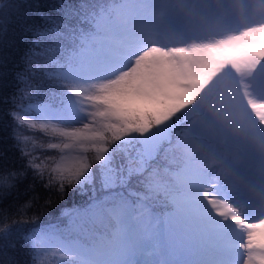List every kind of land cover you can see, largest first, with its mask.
<instances>
[{"label":"snow or ice","instance_id":"1","mask_svg":"<svg viewBox=\"0 0 264 264\" xmlns=\"http://www.w3.org/2000/svg\"><path fill=\"white\" fill-rule=\"evenodd\" d=\"M161 3L0 0V264H264L261 221L117 93Z\"/></svg>","mask_w":264,"mask_h":264},{"label":"trees","instance_id":"2","mask_svg":"<svg viewBox=\"0 0 264 264\" xmlns=\"http://www.w3.org/2000/svg\"><path fill=\"white\" fill-rule=\"evenodd\" d=\"M214 1L219 3V0ZM259 2L260 0H229V8L222 15L212 13L213 0H162L154 16L132 25L131 33L140 45L149 37L160 40L159 45L162 44L170 54L171 50L184 46L183 40L178 38L179 32L190 37H201L199 27L211 23L245 26L251 16L263 13ZM245 42L242 34L226 50H221V47L211 49L199 44L192 48L183 47L181 53L175 49L171 57L178 62L176 85L161 80L157 72V53L152 54L148 59L149 75L143 77L144 80L138 86L141 109L136 106L149 123L172 122V138L178 145V155L182 159L196 152L207 160L212 152L222 163L223 169L232 175H235L236 170L232 146L215 138H188L182 135V131L193 127L190 119L198 113L209 117L202 122L203 125L214 131L219 130V125L223 124L220 115L232 117L241 113L243 107L239 103L249 94L264 95L256 91H264V73L249 65V61L256 57L255 50L260 53L262 49L258 41L257 44ZM177 92L179 95H176ZM167 98L174 99L179 106L166 109ZM156 104L160 105L159 111L168 114H158L157 117L153 111ZM254 106V103L245 105L244 109L255 113ZM246 118L247 116H236L230 120V124L240 126ZM235 148L241 149L239 146ZM208 178L212 180L210 176ZM61 206L62 202L48 207L45 211L54 218L59 215Z\"/></svg>","mask_w":264,"mask_h":264},{"label":"rangeland","instance_id":"3","mask_svg":"<svg viewBox=\"0 0 264 264\" xmlns=\"http://www.w3.org/2000/svg\"><path fill=\"white\" fill-rule=\"evenodd\" d=\"M248 31L250 38H256V37H260L261 35H264V21L253 23L248 29ZM238 34L239 32L237 31L236 32L225 31L223 33L210 32L204 35V37L198 41H187L186 43L184 42V46L186 47L189 46L190 48H192L195 45H197V43L199 42L201 45L206 47L216 48L219 46L223 48L232 45L236 40V38L238 37ZM150 41L151 40H144L143 46L149 47V44L147 45V43ZM156 48L158 52L157 63H158L159 77L163 82H166L168 84L174 83L173 85H176L174 80L176 77V71L178 69L177 60L169 56V54L166 53L165 49L161 47L160 48L156 47ZM177 49L178 52H181L182 47ZM147 53L145 54L143 60L141 61L136 73H134L133 76L130 77L127 82H125V84L119 86V88L117 89V93L119 95L128 97L131 103H133L135 106H139V109H141L140 108L141 100L139 97L140 88L138 86L141 83L143 77L148 76L149 74V68L147 66V60H146V57H148ZM253 62L254 64L251 63V65H254L255 67L264 71V56L261 58L260 61L256 59ZM176 95H179V92H177ZM252 98L253 97H249V100H246V102H250L251 101L250 99ZM165 102H167L166 109L168 108L170 109L173 107L176 108L179 106V104H177L176 101H174V99L168 100L167 98L165 99ZM154 107L155 108L152 109L157 117L158 114L162 115L166 113L165 111H159L160 109L159 104L158 105L156 104ZM204 118L205 116H198L195 117L192 120V122L198 124ZM241 130H243V132L237 131L236 128L235 129L231 128V130L225 135V139L228 142H232V141L235 142L234 139H236V136H239V140H237L235 144L241 143L240 141L243 139V137H245L246 138L245 141L248 142L249 144L248 150L254 152V155L249 160H247L248 163H244V169L243 171H240V173L246 175L244 170L246 168H249L257 172V174L259 173L260 175H262V173H264V113L259 111L257 114H252L250 118L247 120L245 126ZM193 133L202 136L206 135L205 132L203 131V128L200 129L196 128L193 130ZM235 159L241 163H243L242 160H244L242 159L241 155H238L237 158ZM257 162H259L260 164L256 165ZM224 181H225L224 178L219 177L215 179L213 185L218 187L220 193L224 196L225 201L230 206L234 207L237 210L236 215L237 216L243 215L244 217L253 220L256 219V217H259L258 216L259 212L250 211L248 205L253 193L255 194L256 197H258L261 201L264 202V186L261 185L263 189V191H261L254 179L247 180L245 184L246 193L242 195H235L234 197H232L231 190L230 188L226 190L227 185ZM236 203L239 204V207L237 208L234 206ZM261 208L263 211L260 213H264V204L261 206ZM257 219L261 221V225H264V215Z\"/></svg>","mask_w":264,"mask_h":264}]
</instances>
